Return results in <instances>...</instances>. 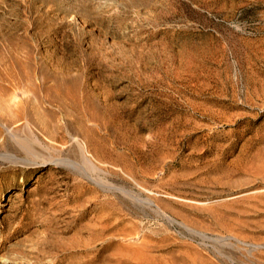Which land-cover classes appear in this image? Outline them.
Wrapping results in <instances>:
<instances>
[{"label": "rangeland", "instance_id": "374dc122", "mask_svg": "<svg viewBox=\"0 0 264 264\" xmlns=\"http://www.w3.org/2000/svg\"><path fill=\"white\" fill-rule=\"evenodd\" d=\"M0 264H264V0H0Z\"/></svg>", "mask_w": 264, "mask_h": 264}, {"label": "bare ground", "instance_id": "6f19581e", "mask_svg": "<svg viewBox=\"0 0 264 264\" xmlns=\"http://www.w3.org/2000/svg\"><path fill=\"white\" fill-rule=\"evenodd\" d=\"M91 117V116H90ZM94 116H92V119H94L93 118ZM19 119H21V117H19V116H16V118L14 117V118H7V119H5L6 120V122H9V123H11V122H14V121H17V120H19ZM38 121V120H37ZM35 123H36V121H35ZM33 124V123H32ZM39 124H41L42 126H44V127H48L47 126V124L46 123H44L43 121H41V122H39ZM51 124V123H50ZM37 125V124H36ZM40 125V126H41ZM67 125V124H66ZM41 126V127H42ZM42 129V128H41ZM45 129V128H44ZM45 130H47V129H45ZM41 132L43 133V134H45L46 135V137H48L49 139H51V140H54V142L56 141V139H53L52 137H51V135H48V133H47V131H43V129L41 130ZM48 132H49V130H48ZM60 133V132H59ZM54 135V134H53ZM63 136V135H62ZM58 141V140H57ZM29 142V141H28ZM60 142H62V141H60ZM41 143V142H40ZM59 143V142H58ZM65 143V142H64ZM43 144V143H42ZM61 144V143H60ZM40 145V144H39ZM46 145V144H45ZM31 148L32 149H34V148H37V149H39V146H37V145H34V144H32L31 143ZM47 146V145H46ZM48 146H50V148H51V146L52 147H54L55 148V146H53V144H48ZM47 146V147H48ZM42 147V146H41ZM45 147V146H44ZM86 147V146H85ZM49 148V149H50ZM53 148V149H54ZM69 148H70V151L71 150H75V151H77V146H76V144H71V145H69ZM45 151V150H44ZM72 152V151H71ZM49 154V153H48ZM45 157H50V156H44V155H37V156H34V158L35 159H39V158H41V159H46ZM47 159H49V158H47ZM53 162H55L56 163V165H63L62 164V162H60L59 160H57V159H51ZM112 214V213H111ZM107 220V217H105L104 219L102 218V222H105ZM121 221V220H120ZM106 227V226H105ZM107 228V227H106Z\"/></svg>", "mask_w": 264, "mask_h": 264}]
</instances>
